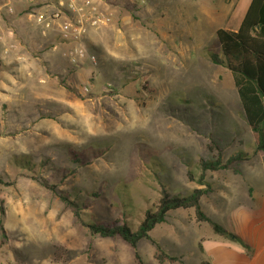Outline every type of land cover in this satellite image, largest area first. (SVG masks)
Instances as JSON below:
<instances>
[{"label":"rangeland","instance_id":"obj_1","mask_svg":"<svg viewBox=\"0 0 264 264\" xmlns=\"http://www.w3.org/2000/svg\"><path fill=\"white\" fill-rule=\"evenodd\" d=\"M96 1L111 23L80 45L97 63L73 66L69 45L29 17L43 3L27 0L9 14L0 0V264H173L158 261L157 246L180 264H209L206 239L237 254L242 247L197 223L193 209L170 212L135 250L87 225L126 223L134 232L163 189L203 188L196 165L217 147L223 161L249 159L204 174L202 211L226 229L242 207L263 213L264 155L230 72L211 60L221 57L217 30L234 31L239 0ZM12 19L28 40L9 35ZM245 240L264 246V218Z\"/></svg>","mask_w":264,"mask_h":264},{"label":"trees","instance_id":"obj_2","mask_svg":"<svg viewBox=\"0 0 264 264\" xmlns=\"http://www.w3.org/2000/svg\"><path fill=\"white\" fill-rule=\"evenodd\" d=\"M247 1H249V6L236 31L217 30L216 36L221 57L218 58L213 55L211 60L215 64L223 65L230 72L255 150L264 155V0ZM143 88L152 92L146 87ZM215 149L217 152L219 151L215 158L200 161L196 165V169L201 172L198 184L203 188L195 189L186 196L170 195L166 189H163L155 209L144 213L142 221L134 232L126 223H123L111 226L88 224L89 233L102 238L119 237L135 250L139 241L151 240L150 232L155 226L164 223L170 212L180 209H193L197 223H207L215 235L250 251L248 245L237 233L213 222L201 209L200 200L207 194L204 174L227 170L233 163L249 159L247 154L239 153L223 161L220 148ZM191 173V170L187 172L189 181H193ZM63 199L69 202L66 198ZM157 249L159 250L158 261L162 262L165 259L171 263L177 261L178 258L167 256L159 246ZM135 257L138 258L136 253Z\"/></svg>","mask_w":264,"mask_h":264},{"label":"built area","instance_id":"obj_3","mask_svg":"<svg viewBox=\"0 0 264 264\" xmlns=\"http://www.w3.org/2000/svg\"><path fill=\"white\" fill-rule=\"evenodd\" d=\"M6 1V10L9 14L13 13L10 6V0ZM33 3L34 0H28ZM54 8L50 13L41 12L37 15L30 14L35 22L45 31H53L59 40L69 48L64 56L70 65L88 60L93 66L97 60L93 54H87L82 48L80 42L91 32L107 27L111 23L109 15L102 12L96 0H51ZM1 14V9H0ZM3 42V32L0 30V43ZM15 46L11 45V48ZM83 90L88 92L89 89L84 87Z\"/></svg>","mask_w":264,"mask_h":264},{"label":"crops","instance_id":"obj_4","mask_svg":"<svg viewBox=\"0 0 264 264\" xmlns=\"http://www.w3.org/2000/svg\"><path fill=\"white\" fill-rule=\"evenodd\" d=\"M39 1L40 3H43L41 7L38 9H34L36 11H42L47 12L48 10L54 8V4L51 0H35ZM47 1V2H46ZM31 4L27 3V0H10V6L13 8L14 11H19L22 8L26 9L30 7ZM249 6V1L247 0H239L238 6L234 9V14L232 16V25L234 31H236L240 23L245 15V12ZM239 8H243V12L239 17V21L237 23L238 17H236V13L239 10ZM33 11V9H32ZM11 27L13 30H10L9 35L15 37V35L20 36L23 40H28L29 37L26 35L28 33L19 31V29L15 26V21L12 19L10 20ZM37 30V29H36ZM38 31V30H37ZM33 33V32H32ZM22 35V36H21ZM257 214V215H254ZM230 218L233 222L230 226V230H233V225L236 224L238 226V230H236L237 234L241 237V239L248 245L250 248V251H247L243 248L242 250L237 249V254L230 252L231 251V244L225 242V241H217V242H211L210 240H203L202 244L200 246L203 248L206 258H210L211 260H208L209 264H264V246H253L252 243H248L245 239L248 237V227L251 226L253 223H257V221L262 220L264 218V209L263 213L254 212V210H251L250 207H242L241 210L237 214L233 212L229 213ZM259 218V220L256 221V219ZM252 228V227H251ZM234 231V230H233ZM217 236V235H216ZM220 237V236H218ZM222 238V237H221ZM224 239V238H223ZM215 241V240H213ZM226 252V255H223L220 257V254L222 252ZM233 254V255H230ZM178 258V257H176ZM179 258L177 261L172 262L173 264H180L178 263Z\"/></svg>","mask_w":264,"mask_h":264}]
</instances>
